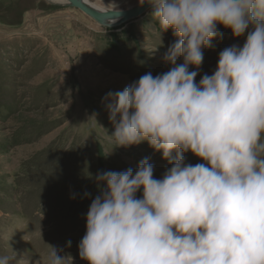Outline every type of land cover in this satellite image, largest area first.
Returning <instances> with one entry per match:
<instances>
[{"label":"clouds","instance_id":"clouds-1","mask_svg":"<svg viewBox=\"0 0 264 264\" xmlns=\"http://www.w3.org/2000/svg\"><path fill=\"white\" fill-rule=\"evenodd\" d=\"M140 3L176 37L163 57L171 68L110 93L115 131L104 130L118 147L147 142L172 166L162 179L147 159L135 174H98L106 188L87 213L79 256L87 264H264V0ZM218 25L235 38L247 33L246 42L222 50L214 74L197 84ZM189 152L203 163L185 164ZM48 246L49 264H67L70 256Z\"/></svg>","mask_w":264,"mask_h":264},{"label":"rangeland","instance_id":"rangeland-1","mask_svg":"<svg viewBox=\"0 0 264 264\" xmlns=\"http://www.w3.org/2000/svg\"><path fill=\"white\" fill-rule=\"evenodd\" d=\"M86 1L104 11L140 3ZM64 2L0 0V258L11 257L10 264H49L48 245L70 256L67 264H87L79 244L91 203L106 188L95 177L135 174L147 159L162 179L172 166L147 142L118 147L108 137L115 127L107 106L110 93L169 71L163 57L176 37L161 31L152 8L105 28ZM217 31L203 50L197 84L214 74L222 50L246 42L247 33L235 38L222 25ZM199 163L185 153V164Z\"/></svg>","mask_w":264,"mask_h":264},{"label":"water","instance_id":"water-1","mask_svg":"<svg viewBox=\"0 0 264 264\" xmlns=\"http://www.w3.org/2000/svg\"><path fill=\"white\" fill-rule=\"evenodd\" d=\"M84 0H66L67 5L72 6L73 8L79 10L82 12L84 15L88 16L91 18L94 22H96L98 25L105 27V28H116L125 22H130L133 21L135 18L140 17L143 13H145L148 9L151 7L145 3L141 5L139 3L133 8H130L126 11H122V15L120 16H113L111 14H103L104 12H97L89 7H87L84 3ZM109 19H119L118 23L115 25H112L111 27L105 26L106 20Z\"/></svg>","mask_w":264,"mask_h":264},{"label":"bare ground","instance_id":"bare-ground-1","mask_svg":"<svg viewBox=\"0 0 264 264\" xmlns=\"http://www.w3.org/2000/svg\"><path fill=\"white\" fill-rule=\"evenodd\" d=\"M47 1H52L53 3H56V4H65L64 0H47ZM83 3H84L87 7L91 8V9L97 11V12H106V11H104V10L98 8V7H95V6H92V5L88 4V2H87L86 0H84ZM111 20H115L116 22L119 21V19H109V20H106V22H105L104 25H105V26H108V27H111V26H109V25H113V24H114V23H111V22H110ZM116 22H115V23H116Z\"/></svg>","mask_w":264,"mask_h":264}]
</instances>
